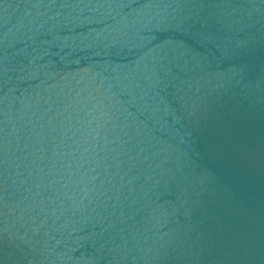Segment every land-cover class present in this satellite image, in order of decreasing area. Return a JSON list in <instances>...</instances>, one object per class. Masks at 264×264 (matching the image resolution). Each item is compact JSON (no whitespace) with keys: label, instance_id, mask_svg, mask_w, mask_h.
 I'll return each instance as SVG.
<instances>
[{"label":"water","instance_id":"obj_1","mask_svg":"<svg viewBox=\"0 0 264 264\" xmlns=\"http://www.w3.org/2000/svg\"><path fill=\"white\" fill-rule=\"evenodd\" d=\"M0 264H264V0H0Z\"/></svg>","mask_w":264,"mask_h":264}]
</instances>
